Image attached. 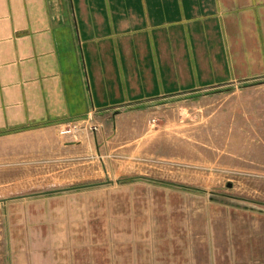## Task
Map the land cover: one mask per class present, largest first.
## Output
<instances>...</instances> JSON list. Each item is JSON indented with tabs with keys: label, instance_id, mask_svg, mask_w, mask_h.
Here are the masks:
<instances>
[{
	"label": "rangeland",
	"instance_id": "374dc122",
	"mask_svg": "<svg viewBox=\"0 0 264 264\" xmlns=\"http://www.w3.org/2000/svg\"><path fill=\"white\" fill-rule=\"evenodd\" d=\"M227 95L75 122L63 137L95 154L72 175L0 171V264H264L263 146L245 113H214Z\"/></svg>",
	"mask_w": 264,
	"mask_h": 264
},
{
	"label": "crops",
	"instance_id": "0c3cea01",
	"mask_svg": "<svg viewBox=\"0 0 264 264\" xmlns=\"http://www.w3.org/2000/svg\"><path fill=\"white\" fill-rule=\"evenodd\" d=\"M223 91L214 113H245L264 152V0H0V171L13 178L72 175L80 152L88 169L95 137H63L68 123Z\"/></svg>",
	"mask_w": 264,
	"mask_h": 264
},
{
	"label": "built area",
	"instance_id": "2783aa9c",
	"mask_svg": "<svg viewBox=\"0 0 264 264\" xmlns=\"http://www.w3.org/2000/svg\"><path fill=\"white\" fill-rule=\"evenodd\" d=\"M75 129H76V126L74 123H68L67 125L63 127L60 133L62 135H70Z\"/></svg>",
	"mask_w": 264,
	"mask_h": 264
},
{
	"label": "trees",
	"instance_id": "16d2710c",
	"mask_svg": "<svg viewBox=\"0 0 264 264\" xmlns=\"http://www.w3.org/2000/svg\"><path fill=\"white\" fill-rule=\"evenodd\" d=\"M94 186V185H93ZM76 189H78L77 187L76 188H73L72 190H76ZM55 192H61V190H59V191H55Z\"/></svg>",
	"mask_w": 264,
	"mask_h": 264
},
{
	"label": "water",
	"instance_id": "95a60500",
	"mask_svg": "<svg viewBox=\"0 0 264 264\" xmlns=\"http://www.w3.org/2000/svg\"><path fill=\"white\" fill-rule=\"evenodd\" d=\"M227 186H228V187H231V185H230V184H228Z\"/></svg>",
	"mask_w": 264,
	"mask_h": 264
}]
</instances>
